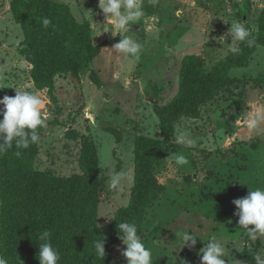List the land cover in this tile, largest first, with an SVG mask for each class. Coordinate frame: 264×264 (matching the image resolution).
I'll return each instance as SVG.
<instances>
[{"label": "rangeland", "instance_id": "374dc122", "mask_svg": "<svg viewBox=\"0 0 264 264\" xmlns=\"http://www.w3.org/2000/svg\"><path fill=\"white\" fill-rule=\"evenodd\" d=\"M56 1L67 4L78 21L90 23L93 43L100 45L91 70L56 76L54 103L46 88L36 87L32 65L17 52L23 33L11 14L10 0H0V99L15 96L16 89L34 91L44 100L47 126L38 145L37 170L56 176L80 173L84 135L94 140L102 179L97 221L105 225L129 202L136 138L160 137L154 105L166 104L177 93L184 57H199L204 70L224 59L231 43L225 35L230 24L242 20L256 35L264 0H142L145 15L126 33L141 45L138 57L112 50L120 36L112 34L113 23L99 9L98 0ZM251 56L253 64H244L248 68L231 69L230 87L200 105L198 118H178L171 146L153 167L165 189L146 209L140 228L146 247L153 251V264H200L199 250L213 235L226 245V264H256L253 254H264V237L248 239L232 203L247 195L248 186H264V121L251 135L244 124L250 112L264 113V45ZM91 71L99 76L100 89ZM252 73L253 78L248 76ZM70 131L75 137L67 136ZM180 132L194 141L193 147L175 143ZM173 153L184 154L189 164L175 165L169 159ZM105 163L115 171H127L122 191L108 188L107 175L102 177ZM186 227L197 243L180 249ZM125 248L122 241L117 243L108 264H127Z\"/></svg>", "mask_w": 264, "mask_h": 264}, {"label": "trees", "instance_id": "16d2710c", "mask_svg": "<svg viewBox=\"0 0 264 264\" xmlns=\"http://www.w3.org/2000/svg\"><path fill=\"white\" fill-rule=\"evenodd\" d=\"M10 11L23 33L16 50L32 65L30 76L36 87L46 88L56 103V76H77L91 70L100 52V45L93 43L91 25L87 20L78 21L67 4L56 0H10ZM44 18L52 22L47 28ZM257 23V33L252 35L259 46L264 45V5ZM257 46L240 43L239 54L228 52L208 70L203 69L199 57H184L177 93L166 104L154 105L160 137L136 138L130 199L127 206L115 211L108 224L99 225L97 221L102 179L95 142L88 135H84L80 151L81 172L76 175L56 176L37 170L34 163L40 140L27 149H16L13 143L12 148L0 153V255L8 264H39L38 237L47 230L60 255L58 264H108L114 246L121 242L117 224L134 223L141 232L146 209L165 189L153 167L171 146L178 118H198L200 105L234 82L228 72L244 65ZM90 77L100 89L102 83L96 72L91 71ZM43 130L38 129L40 139ZM75 135L74 131L67 132L69 137ZM16 151H20L19 157ZM140 237L145 239L141 233ZM101 238L105 240V257L94 251L93 241Z\"/></svg>", "mask_w": 264, "mask_h": 264}, {"label": "clouds", "instance_id": "9594fccd", "mask_svg": "<svg viewBox=\"0 0 264 264\" xmlns=\"http://www.w3.org/2000/svg\"><path fill=\"white\" fill-rule=\"evenodd\" d=\"M98 7L106 19L112 21V34L120 36L119 42L113 46L112 50L117 55L138 57L141 45L134 37L126 33L145 15L142 0H98ZM51 23L49 18L43 19L45 28ZM230 25L225 34L231 37L229 52L234 55L239 54L241 52L240 43H244L250 48L257 46L255 37L246 27L244 21L238 20ZM0 105L3 106V109L0 110V115L3 117L0 119V153L12 148L13 143L16 149H27L31 144L39 142L38 129L47 126L42 114L44 100L40 95L34 91L15 89V96L4 95L0 99ZM262 121H264V113L257 110L248 114L244 124L249 131H252L257 129ZM174 139L178 145L194 146V141L183 132L178 133ZM15 155L19 157L20 151H16ZM169 159L179 167L189 164L187 157L182 153H173ZM102 169H107L102 173V177L107 175L108 188L117 192L122 191L124 183L129 179L127 171H115L107 163ZM248 188L246 196L232 201L235 205L233 215L238 217L237 224L246 233L248 239L256 241L258 238L264 237V186L254 188L248 186ZM101 216L106 217L105 215ZM250 225L253 227L250 228ZM117 228L119 239L126 246L122 255L126 258L127 264H153V251L150 247L145 246L144 239L140 237L142 232L138 233L137 225L120 222L117 224ZM189 229L191 228L186 227L180 234V249L185 246L194 247L197 243L196 236L193 232L190 233ZM50 237L51 233L47 230L38 237L40 241L37 257L39 264H58L60 260L59 252L53 247ZM93 245L95 254L105 257L104 238L94 240ZM198 254H200V264H226L224 259L227 257L226 245L222 238H217L215 235L208 239ZM252 257L256 264H264V254L255 253ZM0 264H8L3 255H0Z\"/></svg>", "mask_w": 264, "mask_h": 264}, {"label": "crops", "instance_id": "0c3cea01", "mask_svg": "<svg viewBox=\"0 0 264 264\" xmlns=\"http://www.w3.org/2000/svg\"><path fill=\"white\" fill-rule=\"evenodd\" d=\"M246 63H248V67L251 65V64H253L252 63V56L250 55V57H249V59H248V61L246 62ZM263 63V62H262ZM261 66H263V64L261 65ZM247 67V65H244V66H241V67H239V69H245V68H248ZM232 69V68H231ZM231 69H230V71H231ZM229 71V72H230ZM261 71V70H260ZM229 72H228V75H229ZM247 74V73H246ZM264 74V73H263ZM248 76H250V77H252L253 78V73L252 74H248ZM229 77H231L230 75H229ZM232 78V77H231ZM229 87H230V85H229ZM223 90V89H222ZM222 93V92H221ZM224 93V92H223ZM228 105H226V103H225V105L223 104V107H227ZM222 107V106H221ZM220 112V111H219ZM220 119L222 118V117H220V116H218ZM193 119H196V118H193ZM249 134L251 135L252 134V132H250L249 131ZM237 134H235L234 136H236ZM233 136V139L235 140V137ZM172 138V137H171Z\"/></svg>", "mask_w": 264, "mask_h": 264}]
</instances>
